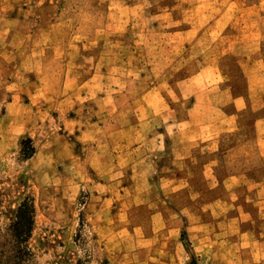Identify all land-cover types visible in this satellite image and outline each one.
<instances>
[{
	"label": "rangeland",
	"instance_id": "rangeland-1",
	"mask_svg": "<svg viewBox=\"0 0 264 264\" xmlns=\"http://www.w3.org/2000/svg\"><path fill=\"white\" fill-rule=\"evenodd\" d=\"M172 1L0 0V264H20L17 255L21 264H114L105 250L122 248L124 232L151 223L139 212L131 216L134 203L105 200L123 192L121 186L95 184L109 174L88 162L93 143L81 137L82 127L96 123L95 131L115 133L140 114L161 111L167 119L161 128L170 131L176 123L171 114L182 119L189 102L204 97L182 89L179 78L187 80L192 69L186 65L175 74L171 64L179 50L190 49L172 38L193 19L191 12L184 16L186 8L197 3L203 9L192 34L244 6L259 4L264 11V0H174L185 18L173 22ZM211 44L202 40L192 52L210 55ZM243 128L256 129L252 122ZM236 140L237 134L229 135L225 144ZM190 174L185 171V178ZM110 177L125 178L124 171L112 170ZM184 184L163 186L161 201L165 229H176L189 253L184 264H236L243 213L261 210L251 200L253 187L206 183V198L227 194L228 201L203 208L196 199L199 187ZM191 205L195 214L189 216ZM221 213H228V263L216 259ZM203 222L212 231L206 259L193 247L198 230L192 224Z\"/></svg>",
	"mask_w": 264,
	"mask_h": 264
},
{
	"label": "crops",
	"instance_id": "crops-1",
	"mask_svg": "<svg viewBox=\"0 0 264 264\" xmlns=\"http://www.w3.org/2000/svg\"><path fill=\"white\" fill-rule=\"evenodd\" d=\"M176 6L173 0L169 10L173 22L183 17L180 8L177 14ZM186 10L184 16L191 12L193 19L188 20L189 23L185 21L183 33L173 32L172 38L190 43V49L179 50L173 55L171 64L175 74L186 65L188 71L193 70L188 73L191 76L187 80L181 77L179 81L183 83L182 89L190 92L194 89L204 96L203 99L189 102V113L182 119L177 113L171 114L176 123L170 131L161 128L162 122L167 120L161 111L155 117L140 114L129 127L115 133L95 131L96 123L82 127L81 137L90 143L89 146L93 143L89 147L88 162L93 168L107 170L109 174L95 184L109 189L121 186L123 192L116 196L107 194L105 200L134 203L129 210L131 216L139 212L142 218L152 220L145 226L140 224V229L133 228L130 234L124 232L120 239L124 246L116 251L105 250L106 255L114 264H184L189 259L185 243L176 229H165L167 209L161 205L163 186L184 183L198 186L197 198H194L201 201L200 207L205 208L204 205L212 201L224 206L227 194H220L214 200L205 197V189L201 186L207 183L230 188L253 187L251 200L260 205L261 210H253L249 215L243 213L237 227L235 248L240 255L236 264H264V159L261 158L264 157V11L261 12L259 4L244 6L229 17L208 20L202 29L192 34L203 9L191 3ZM216 30L218 32L214 33ZM202 40L211 41L212 54L207 50L192 52L191 47L195 48ZM189 93L188 99L196 94ZM141 100L140 105H148ZM251 122L255 131L244 132L245 124ZM233 134H237L236 142L225 144V139ZM233 155L238 157L233 159ZM116 169L123 170L125 178L110 177V171ZM185 171L193 175L185 178ZM140 186L143 188L139 189ZM194 207H188L189 216L195 214ZM218 216L219 227L214 234L218 236L216 240L219 239L220 254L216 259L228 263L232 259L228 213ZM192 226L198 230L193 247L202 259H206L211 253L208 235L212 231L204 222Z\"/></svg>",
	"mask_w": 264,
	"mask_h": 264
},
{
	"label": "trees",
	"instance_id": "trees-1",
	"mask_svg": "<svg viewBox=\"0 0 264 264\" xmlns=\"http://www.w3.org/2000/svg\"><path fill=\"white\" fill-rule=\"evenodd\" d=\"M17 256H18V258H19L18 261H17V263H20V264H21V262H22L21 260H22L23 258L20 257L19 255H17Z\"/></svg>",
	"mask_w": 264,
	"mask_h": 264
}]
</instances>
